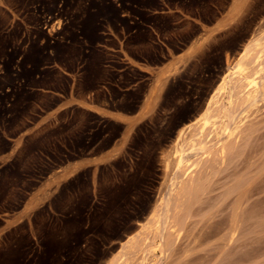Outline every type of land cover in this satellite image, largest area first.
Listing matches in <instances>:
<instances>
[{
	"label": "rangeland",
	"instance_id": "374dc122",
	"mask_svg": "<svg viewBox=\"0 0 264 264\" xmlns=\"http://www.w3.org/2000/svg\"><path fill=\"white\" fill-rule=\"evenodd\" d=\"M168 1L186 15L211 24L229 0ZM112 2L0 0V154L9 148L7 138L37 120L40 110L35 102L48 109L55 101L29 91L31 87L41 84L66 89L68 80L58 76V69L73 71L85 58L81 88L92 89L100 83V64L106 56L95 49L84 54L79 32L90 39L97 29L110 34L121 27L130 31L128 19L118 18L120 10L153 22L175 50L186 46L198 32L177 16H148ZM150 5H157L156 1ZM150 39V34L138 27L127 38L130 52L138 60L160 64L164 52L160 45L150 44ZM251 39L261 42L253 53L256 68L248 72L254 88L250 86L248 92L237 87L242 92L235 90L236 97L244 96L240 105L235 102L238 97L228 100L229 82L227 94L219 99L225 109L233 103L242 108L240 112L239 106L235 107L237 124L226 123L225 118L219 121L217 134L222 137L220 145H225L224 154L219 146L211 147L203 158L189 162L200 159L192 173L182 178L178 175L173 183L179 187L188 179L193 188L186 194L182 190L170 194L169 202L174 203L166 213L163 238L153 240V234L146 232L149 241L134 255H127L131 258L125 257V264H264V0H244L230 26L206 42L196 58L175 70L159 109L133 129L122 154L109 163L82 170L61 186L54 199L58 215H50L44 208L34 213V238L25 223L6 233L0 241V264H108L120 258L122 242L137 232L157 201L172 190L168 187L174 171L172 147L179 130L203 116L209 97ZM115 41L107 44L114 46ZM107 77L112 80L116 76L112 72ZM121 80L124 85L141 81L135 92L122 99L116 88L112 90L118 99L115 107L133 112L149 80L132 68L124 70ZM229 125L226 134L224 126ZM122 128L79 108L64 114L60 125L30 138L16 159L1 169L0 206L18 210L25 199L24 190L51 170L38 155H49L62 164L97 153L114 144ZM213 137L211 145L216 142ZM169 161L171 167L166 166ZM144 232L138 235L142 244ZM144 249L147 256L141 252Z\"/></svg>",
	"mask_w": 264,
	"mask_h": 264
},
{
	"label": "crops",
	"instance_id": "0c3cea01",
	"mask_svg": "<svg viewBox=\"0 0 264 264\" xmlns=\"http://www.w3.org/2000/svg\"><path fill=\"white\" fill-rule=\"evenodd\" d=\"M148 1L150 3L152 0ZM154 1H156L157 5L151 6L149 4L147 8H140V5L136 6L130 0L121 3L118 0H114L120 6H130L133 10L147 13L148 16L173 15L186 21L187 24L195 26L198 32L186 46L175 50L165 41L166 37H163V34L153 22H145L141 17L128 12L125 13L122 10L121 13H118V18L128 19V25L131 27L130 31L121 27L118 31L115 30L113 34H110L97 29L95 31L96 37L94 36L96 41L93 44H89L78 36L81 40L80 46L84 54H89L92 49H95L101 50L106 56L100 64L101 81L95 88L85 90L81 88L84 66L87 62L86 58L73 71L65 68L58 69V76L68 80L66 89L60 87L31 88V91L40 93L43 96H49L55 101L48 109H43L40 102H35V105L40 110L37 114V120L31 122L17 135L6 139L9 143V148L6 152L0 154V171L4 166L16 159L30 138L45 129L60 125L63 115L66 113L70 114L75 108L115 121L121 124L123 128L114 144L97 153L92 154L89 152L85 156L67 160L62 164L54 162L44 154L38 155L44 164L51 167V170L45 176L34 179L36 185L31 189L24 190L25 199L18 210H9L5 206H0V241L6 233L24 223L30 227L32 238H34V213L44 208L48 214L58 215L54 199L65 182L84 169L109 163L119 154H122L133 129L138 124L146 121L159 109V102L166 89L169 77L174 74L176 69L180 70L190 60L196 58L206 42L211 41L221 30L230 26L232 19L241 10L244 2V0H229L226 9L220 13L214 22L204 24L198 17L186 15L178 7H172L169 5L168 0ZM97 23L98 25L100 24L99 21ZM138 27L150 34L152 37L150 44L160 45L162 48L164 61L160 64H151L146 60H138L131 54L130 49L132 46L128 44L127 38L135 34ZM112 38L116 40L114 46L107 44V42L114 40ZM115 63L121 65V67L116 66ZM126 68L138 69L149 80L145 92L133 112L116 108L115 104L118 99L114 98L112 94V90L116 88L120 93V99H122L127 93L135 92L138 89L141 83L140 80H134L127 85H124L121 80ZM112 72L115 73L116 77L110 80L107 75ZM98 94H101L100 98ZM66 150H68L67 145Z\"/></svg>",
	"mask_w": 264,
	"mask_h": 264
},
{
	"label": "bare ground",
	"instance_id": "6f19581e",
	"mask_svg": "<svg viewBox=\"0 0 264 264\" xmlns=\"http://www.w3.org/2000/svg\"><path fill=\"white\" fill-rule=\"evenodd\" d=\"M259 44H261V42L259 43L258 39H256V40L251 39L250 42H248L246 44V46H244L243 52H241L239 57H237L233 66H229V69H228L229 71L225 74V76L221 80L220 84L218 85V87L216 89L217 91H214L212 93V95L209 97L203 116L201 118H199V120L197 122H194L193 124H189L185 128L179 130L181 132H180V134L177 135L176 140L173 143L174 145L172 147V157L174 160V165H173L174 171H173V177L170 178V183L168 184V187H172L171 191L168 189L172 193L167 191L165 196L161 197L162 198L161 202L158 203V201H157V203H156L157 205L155 204V206L153 207L152 211L150 212V214L148 215L146 220L140 224V228L137 230V232L135 234L131 235L130 237H128L126 240H124V242H122L121 251H120V253H121L120 258H117L115 260L111 259L108 262V264H125V262H126L125 257H127L128 259L131 258V257H128L129 255H131L130 253H133V255H134V253L139 251L138 249H140L141 246L143 248L144 245L146 244V242L149 241V238L147 237V235H145L146 232H151L153 234V236H154L153 240H155L157 237L163 238L161 232L163 230H165L164 227L166 225L165 224L166 216L168 215V214L166 215V213H167V211L170 212L171 208L169 209V204L174 203L171 201L169 202L170 194L176 195L178 190L179 191L182 190V192L186 194L187 192H189L190 189L193 188V187L191 188L192 183L188 179L185 180V182L179 187L174 185L173 182L175 181V179L178 178L177 176L181 174V178H182V175L183 176L185 175L187 177L190 173H192V171H194V169L198 167V165H199L198 162L200 159H198V158L195 159V162H193L191 164L189 162L191 160H193L194 157L202 156L201 158H203V156L206 154L207 150L211 147L219 146V151L224 154L225 145H223V146L220 145V142L222 141V137L219 138V135L217 134L218 126L220 123L219 121L223 120L225 118L226 123H233L234 121H236L235 119H236L237 114H238L237 109L239 108V109H241L240 112L242 111V108H240L241 104L239 102L241 101L240 99L244 96L241 95L240 98L238 97L239 94H237L236 92L237 91L239 92V90H237V87H242V90L244 88L247 91L250 89V86H251L250 78H252V77H249L250 75L248 76V74H249L248 72L251 69V67H252V69L256 68L253 66H254L255 62H258V61H256V59L253 57V53L255 52L256 49L258 50ZM251 74H252V72H251ZM229 82L230 83L232 82L231 83L232 87L229 90L228 100L230 102H233L236 100L235 102L238 101V104H240V105H238L237 103H235L236 104L235 105L233 103L235 106H233V104H230V106L228 107L229 109H225V107H223V102H222L221 106L219 105V104H221V103H219V99L221 100V98L225 94H227L226 91H227V86H228ZM256 83H257V81H256ZM256 83H255V85H257ZM253 88L251 86V89H253ZM238 89H240V88H238ZM235 90H236V92H235ZM245 90H244V92H245ZM247 91H246V93H248L250 90L248 92ZM241 92H239V93H241ZM236 95H238L237 97L239 100L238 99L233 100L236 97ZM246 97L247 96H245V98ZM248 103L249 102L247 101V104ZM235 107H238V108L236 109ZM237 123L234 122V124H237ZM233 127H232V129H233ZM222 128H223V126H222ZM224 128H225L224 129L225 133L229 134L228 132L231 128V125H229L228 127L224 126ZM213 135H215V138L213 137ZM212 137L214 138V140L216 142L211 145V141L213 140ZM170 164H171V162L168 163L166 166L171 167ZM177 185H178V183H177ZM171 205L174 206V204H171ZM171 217H172V215H171ZM167 224H169V223H167ZM167 229L169 230V228H167ZM141 231L142 232L145 231L143 234L144 235L143 239H142V241L144 242L143 244H142L141 240L138 239V235L141 234L140 233ZM162 241L164 242L165 239H162ZM122 250H124V251H122ZM146 251L147 250L144 249V251H141V252L142 253L144 252L143 254L146 255V253H147ZM122 252H123V254H122ZM146 256H144V257L146 258ZM121 258H124V261L122 260L123 262L121 261L120 263H118L119 260H121ZM143 260H145V259L143 258L142 261Z\"/></svg>",
	"mask_w": 264,
	"mask_h": 264
},
{
	"label": "trees",
	"instance_id": "16d2710c",
	"mask_svg": "<svg viewBox=\"0 0 264 264\" xmlns=\"http://www.w3.org/2000/svg\"><path fill=\"white\" fill-rule=\"evenodd\" d=\"M113 2H114V0H112ZM130 1H132V3L134 4V5H140V8H147L148 6H149V1L148 0H142V1H140V0H138V1H136V0H130ZM112 2V3H113ZM118 2H123L122 0H118ZM115 3V2H114ZM113 3V4H114ZM115 6L117 5V3H115L114 4ZM122 11L120 10L119 11V13H121ZM102 18H100V20H101ZM103 31V30H102ZM79 36L83 39V40H85L86 42H88L89 44H93L95 41H96V38H88V37H85L84 35H81V32H79ZM32 88V87H31ZM31 88H30V90L29 91H31ZM33 88H44L41 84L40 85H38V86H34ZM45 155V154H44ZM48 158H50V159H52V157L51 156H49V155H46Z\"/></svg>",
	"mask_w": 264,
	"mask_h": 264
}]
</instances>
